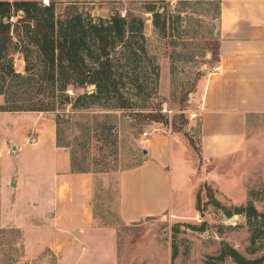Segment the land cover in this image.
I'll return each instance as SVG.
<instances>
[{"label":"rangeland","instance_id":"rangeland-1","mask_svg":"<svg viewBox=\"0 0 264 264\" xmlns=\"http://www.w3.org/2000/svg\"><path fill=\"white\" fill-rule=\"evenodd\" d=\"M220 1L55 0L58 17L75 9L94 19L116 12L142 17L149 52L160 66L159 92L141 107L142 115L100 106L71 113L68 107L60 125V143L74 156L76 168L93 175L97 223L116 229L73 219L55 222L61 171L52 137L57 113L0 111V264H206L207 256L218 254L223 242L248 259L264 256V221L253 242L247 217L235 213V207L249 201L264 212V116L250 125L240 152L207 164L200 157V92L202 81L218 65ZM149 2L165 10L164 32L147 12ZM13 56L16 69L24 72L23 53L14 51ZM165 107L174 112L163 113ZM148 112H160L164 119L152 120L144 116ZM97 122L116 129L115 144L113 137L98 139ZM155 127L188 143L191 153L184 154L196 157L198 172L190 174L186 162L177 163L173 183L184 190L177 214L124 223L119 217V174L142 162V141ZM36 140L38 144L29 142ZM24 142L26 146L15 153ZM192 175H197V182ZM209 188L226 211L211 201ZM222 264L238 263L227 258Z\"/></svg>","mask_w":264,"mask_h":264},{"label":"trees","instance_id":"trees-1","mask_svg":"<svg viewBox=\"0 0 264 264\" xmlns=\"http://www.w3.org/2000/svg\"><path fill=\"white\" fill-rule=\"evenodd\" d=\"M71 5L75 8V4ZM145 8L152 13L155 26L164 32L165 10L157 2H149ZM14 51L24 55V72L15 67ZM159 80L160 66L149 52L142 17L116 12L108 18L94 19L76 9L58 17L55 0L49 4L42 0H0V94L4 97L0 111H55L58 146L65 147L60 143V125L66 120L68 107L71 113L100 106L142 115L141 107H146L159 92ZM80 88L84 91L80 92ZM144 116L156 121L164 119L160 112ZM96 125L101 128L97 133L99 140L113 137L112 143L117 142V131L113 132L112 125ZM71 164L75 172L87 171L76 168L74 156ZM209 194L215 205L227 210L211 188ZM235 213L247 217L254 242L264 212L249 201L235 207ZM227 258L238 264L264 262V256L248 259L223 242L218 254L207 256L206 264H222Z\"/></svg>","mask_w":264,"mask_h":264},{"label":"crops","instance_id":"crops-1","mask_svg":"<svg viewBox=\"0 0 264 264\" xmlns=\"http://www.w3.org/2000/svg\"><path fill=\"white\" fill-rule=\"evenodd\" d=\"M217 66L221 68L210 73L204 84L202 81L200 92L205 97L204 109L199 111L198 134L203 164L243 150L250 125L264 116V0L220 1ZM167 133L146 135L141 149L147 152L143 151L142 162L119 174V217L124 223L177 214L184 193L173 183L177 163L186 162L190 174L198 172L196 157L191 154L190 159L184 154L186 150L190 152L188 143L173 132ZM52 137L61 164L55 191V222L73 219L116 229L97 223L91 198L93 175L73 171L70 152L57 144L55 125ZM29 142L38 144L39 140ZM26 144L17 146L15 153ZM192 177L197 182V175Z\"/></svg>","mask_w":264,"mask_h":264},{"label":"built area","instance_id":"built-area-1","mask_svg":"<svg viewBox=\"0 0 264 264\" xmlns=\"http://www.w3.org/2000/svg\"><path fill=\"white\" fill-rule=\"evenodd\" d=\"M42 2H43L44 4H49V3H50V0H42ZM220 68H221L220 66H216L215 69H214V71H219ZM204 101H205V97L202 96V97H201V104H199V109H200V110H203V109H204V105H203V104H204ZM161 111H162L163 113H169V114H172V113L174 112L172 109H169V108H167V107L163 108ZM194 114H195V113H194ZM158 131H160L159 128L155 127V128L153 129V132H152L151 134L156 133V132H158Z\"/></svg>","mask_w":264,"mask_h":264},{"label":"water","instance_id":"water-1","mask_svg":"<svg viewBox=\"0 0 264 264\" xmlns=\"http://www.w3.org/2000/svg\"><path fill=\"white\" fill-rule=\"evenodd\" d=\"M14 149L16 150V146L14 145ZM144 152H147L146 149L143 150Z\"/></svg>","mask_w":264,"mask_h":264}]
</instances>
